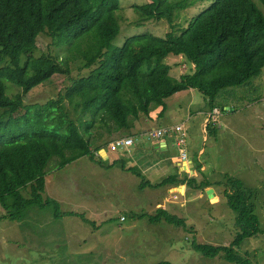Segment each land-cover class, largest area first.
<instances>
[{
    "label": "trees",
    "instance_id": "trees-1",
    "mask_svg": "<svg viewBox=\"0 0 264 264\" xmlns=\"http://www.w3.org/2000/svg\"><path fill=\"white\" fill-rule=\"evenodd\" d=\"M148 1L133 8L144 20H166L172 31L165 38L150 34L130 37L109 55L120 30L116 17L120 0H0V205L9 221L22 223L33 209L52 208L55 219L78 216L93 225L84 215L63 214L58 202L44 197L51 162L54 170L84 158L103 164L100 152L129 135L131 118L149 117L159 109L163 117L167 101L191 89L208 99L212 112L218 108L215 100L222 90L261 76L264 0H213L178 34L175 27L180 13L202 0ZM42 34L64 49L63 61L34 58ZM171 57L189 63L191 71L181 78L172 76L173 69L166 64ZM72 64H78L81 73L99 68L89 77L72 80L55 100L25 105V96L33 89L55 75L69 77ZM8 82L22 92L9 96ZM206 129L216 133L211 123ZM118 163L123 171L141 176L123 161L114 166ZM201 169L199 166L198 171ZM217 184L225 188L239 231L230 247L193 242L192 248L207 258L224 254L230 263L251 264L235 248L246 239L263 236L264 231L256 207L250 203L253 193L240 180L199 183L195 176L184 180L170 176L156 184L143 181L141 187L187 185L198 190ZM149 220L187 226L184 219L164 208Z\"/></svg>",
    "mask_w": 264,
    "mask_h": 264
},
{
    "label": "rangeland",
    "instance_id": "rangeland-1",
    "mask_svg": "<svg viewBox=\"0 0 264 264\" xmlns=\"http://www.w3.org/2000/svg\"><path fill=\"white\" fill-rule=\"evenodd\" d=\"M212 1H198L182 11L175 32L178 34L186 28L188 22ZM148 2L120 0V9L116 13L120 30L107 51L109 55L121 49L130 37L150 34L165 38L172 31L166 20H144L142 14L133 8ZM65 55L64 49L56 47L48 35L42 34L38 38L36 60L58 57L63 61ZM166 64L172 67V76L176 78H181L192 68L175 57L169 58ZM97 68L99 65L81 73L78 64H72L69 77L55 75L50 82L26 94L24 103L27 106L45 105L64 93L72 80L89 77ZM7 85L9 96L22 92L9 82ZM215 102L220 113L216 115L215 124L208 122L215 127L214 134L211 127L209 132L206 129L209 101L194 89L169 99L168 110L162 118L160 109L149 117L141 115L133 132L140 133L136 136L139 144L145 139L143 143L148 145L139 152L141 157L137 156L148 162L155 159V143H148L143 133L184 124L187 134L185 153L197 171L199 166L206 168V172L198 171L197 182L240 180L245 189L253 193L250 203L255 205L264 231V69L261 76L245 85L222 90ZM72 117L76 116L72 113ZM176 137L173 133L165 138L171 149L162 154L164 173L136 179L131 173V180L126 181L125 186L122 179L126 175L121 165L114 166L122 156L114 154L110 147L105 150L111 161L103 164L99 160L93 162L84 158L54 170L51 162L44 197L58 202L63 214L84 215L94 224H85L78 216L65 215L55 219L52 208L33 209L24 222H11L5 218L6 212L0 205V264H159L164 261L173 264H236L228 262L224 254L207 258L192 248L193 242L230 247L236 238L239 231L236 215L227 204L223 186L217 184L198 190L188 187L185 197L181 195L184 189L169 192L174 188L172 186L159 189L141 187L143 181L156 184L177 174L174 158H179L181 153L175 143ZM130 167L126 164V168ZM133 178L140 187L133 189L129 193L131 198H128L127 192L134 187ZM213 192L218 201L209 196ZM133 193L139 197L133 198ZM125 200H135L136 207L129 208L124 204ZM161 208H167L165 210L184 219L187 226L179 228L165 221L151 223L149 217L156 215ZM235 251L248 258L251 264H264V234L246 239Z\"/></svg>",
    "mask_w": 264,
    "mask_h": 264
},
{
    "label": "crops",
    "instance_id": "crops-1",
    "mask_svg": "<svg viewBox=\"0 0 264 264\" xmlns=\"http://www.w3.org/2000/svg\"><path fill=\"white\" fill-rule=\"evenodd\" d=\"M161 111V110H160ZM210 111H209V114H208V116H207V119H206V125H208V122L210 121L209 120V118H210ZM161 117V116H160ZM162 118V117H161ZM140 119H141V116L139 117V118H131L130 120H129V125H130V129L127 131V133L129 134L128 136H138L140 133H136V132H133V129H135V128H137V125L139 124V122H140ZM133 121H135V124L134 123H132ZM147 133L148 132H145V133H141L142 135H145V136H147ZM128 136H126V137H128ZM122 138H124V137H122ZM146 139H147V137H146ZM139 139H138V141H137V143H136V149L134 150L133 148L135 147H133L132 148V153H133V156L131 157V158H129V157H126V154L125 153H121V158L120 159H118V161H116V162H119V161H123V162H125V164H129V165H131V167L130 168H128V169H133V170H139L138 172H140L139 174L141 175V176H139V175H137V174H134V172H131V171H128L127 173H125V171L123 172L124 173V175H126L125 177H124V179H122L123 180V186H125V184H126V181H129V180H131V178H129L130 176H131V173H132V177H134L135 179L136 178H141V177H147V176H155V175H158V174H161V173H164L162 170V154L164 153V154H166V153H169V151H170V149H171V147H170V144H169V142L168 141H166V139H163V141H161V142H155V145H154V153H153V157L155 158L154 159V161H145V160H143V158H139L138 156H137V154L139 155V152H142V150H145V148H144V145H148V144H146V143H143V142H146L145 141V139H143V141L139 144ZM147 142L148 143H154V142H150V141H148V139H147ZM158 145H161L162 147L160 148ZM103 151V150H102ZM101 151V152H102ZM100 152V156L104 159V161H111V157H110V155H109V153L107 152V155H108V160H105V154L104 153H101ZM140 156V155H139ZM141 157V156H140ZM189 160L191 161L192 159H190L189 158ZM165 162H167V160H164ZM174 162H175V166H176V169H177V174L176 175H172V176H178L179 177V179H182L183 180V178H185L186 176H197V174H198V171L196 170V168H195V165H194V163H193V165H194V170H189V167H188V164L187 163H185V162H183L182 161V156H180L179 158H174ZM193 162V161H192ZM136 171V172H137ZM201 172H206V168L204 167V166H202V169H201ZM134 174V175H133ZM142 175H144V176H142ZM127 177V178H126ZM134 178H133V185H134V187H132V189H129V192H127V195L126 196H128V198H131L130 197V192H132L133 191V189H137V188H139L140 187V185H139V183L138 182H136V180H134ZM166 179V178H165ZM147 181V180H146ZM181 186H184V193H183V191H181V195L182 196H184L185 197V195H186V193H187V189H188V186L187 185H180V186H178V187H176L175 188V186H172V187H174V188H172V189H169V192H172V191H176V190H181V189H183V188H181ZM168 187V186H167ZM165 188V187H164ZM195 191V190H194ZM197 192V191H196ZM215 195H217L215 192H213V195L212 194H210L209 196L210 197H212V196H214L215 197ZM133 198H137V197H139V195L138 194H135L134 195V193H133V196H132ZM216 198V199H215ZM214 199H215V201H218L217 199V196L215 197ZM133 201H135V200H130L129 202L127 201V200H125V202H124V204H127L128 206H129V208H133V207H136V203H134ZM165 209H167V208H165ZM168 210V209H167Z\"/></svg>",
    "mask_w": 264,
    "mask_h": 264
},
{
    "label": "built area",
    "instance_id": "built-area-1",
    "mask_svg": "<svg viewBox=\"0 0 264 264\" xmlns=\"http://www.w3.org/2000/svg\"><path fill=\"white\" fill-rule=\"evenodd\" d=\"M220 112L218 109H215L210 113V121H213V123H216V115H218ZM173 133L177 135L175 139V143L177 144L178 148L180 149V153L182 156V161L185 163H189V157L185 153V148L187 145L186 142V128L185 125H178L173 128H158L155 130H150L147 133L148 141L150 142H161L163 139L167 138L168 136H171ZM138 137L135 136H128L124 138L118 139L115 143L111 144L110 149L114 154H121L125 153L128 155L129 158L133 156L132 148L136 145L138 141ZM124 219V218H123Z\"/></svg>",
    "mask_w": 264,
    "mask_h": 264
},
{
    "label": "water",
    "instance_id": "water-1",
    "mask_svg": "<svg viewBox=\"0 0 264 264\" xmlns=\"http://www.w3.org/2000/svg\"><path fill=\"white\" fill-rule=\"evenodd\" d=\"M160 148L162 147L161 145H158ZM101 153H104L105 154V160H108V155H107V152H106V150H103ZM188 167H189V170H194V165H193V162H192V160L191 161H189V164H188ZM181 188H183L184 189V186H181ZM216 199V198H215ZM218 200V199H217Z\"/></svg>",
    "mask_w": 264,
    "mask_h": 264
}]
</instances>
